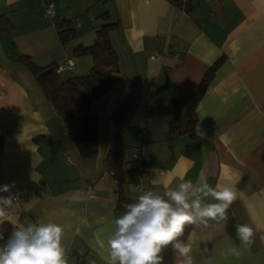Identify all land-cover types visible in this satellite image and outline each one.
Returning <instances> with one entry per match:
<instances>
[{
	"label": "crops",
	"instance_id": "crops-1",
	"mask_svg": "<svg viewBox=\"0 0 264 264\" xmlns=\"http://www.w3.org/2000/svg\"><path fill=\"white\" fill-rule=\"evenodd\" d=\"M1 15L0 186L14 184L20 199L0 223H57L68 264H109L107 239L114 219L138 198L136 184L163 194L165 185L204 176L212 188L242 195L225 221L191 225L183 240L192 245L193 264H264V0H0ZM60 17L74 25L66 45ZM103 23L113 24L118 71L91 103L97 151L83 158L20 57L46 66L67 56L73 67L59 76L84 75L92 58L74 48L91 44ZM210 68L193 129L171 133L174 101L188 99ZM115 140L123 144L120 188L104 166ZM140 147L142 170L131 159ZM237 223L253 228L251 245L236 237ZM233 247L239 255H226ZM176 259L172 249V264Z\"/></svg>",
	"mask_w": 264,
	"mask_h": 264
},
{
	"label": "clouds",
	"instance_id": "clouds-1",
	"mask_svg": "<svg viewBox=\"0 0 264 264\" xmlns=\"http://www.w3.org/2000/svg\"><path fill=\"white\" fill-rule=\"evenodd\" d=\"M13 185L0 186V221L17 199ZM163 194L144 190L136 201L128 203L121 216L114 219V231L107 239L109 264H163L162 250L169 245L177 253L176 264H193L192 245L181 239L185 227L198 221H225L233 201L242 195L230 186L212 188L207 178L199 182L183 180L175 189ZM211 197L215 203H202ZM235 235L240 243H253V228L237 223ZM64 229L54 222L31 223L14 228L0 245V264H68L62 244ZM4 239L0 236V240ZM203 251L207 252V249ZM239 255L237 247L226 255Z\"/></svg>",
	"mask_w": 264,
	"mask_h": 264
},
{
	"label": "trees",
	"instance_id": "trees-1",
	"mask_svg": "<svg viewBox=\"0 0 264 264\" xmlns=\"http://www.w3.org/2000/svg\"><path fill=\"white\" fill-rule=\"evenodd\" d=\"M3 15L0 16V18ZM111 23L101 24L95 32V39L89 45H78L75 54H89L92 65L84 75L62 79L56 72L57 64L46 66L36 65L28 56L20 59L32 71L37 83L50 101L55 112L61 117L64 126L73 140L79 154L83 158L93 156L97 151V114L91 107L93 100L105 94L115 81L118 71V57L111 46L109 30ZM57 29L63 45L75 37L74 25L68 19L62 18L57 22ZM212 68L204 75L197 90L187 99L177 98L174 101L175 120L170 126V132L192 130L195 123V105L207 85ZM131 98L130 94L126 101ZM118 113L116 111L114 114ZM123 144L115 140L104 158L105 170L115 179L117 187L123 182ZM191 225L185 227L184 239ZM13 231V227L5 222L0 223V240L3 245ZM163 264H172V247L169 245L160 254Z\"/></svg>",
	"mask_w": 264,
	"mask_h": 264
},
{
	"label": "built area",
	"instance_id": "built-area-1",
	"mask_svg": "<svg viewBox=\"0 0 264 264\" xmlns=\"http://www.w3.org/2000/svg\"><path fill=\"white\" fill-rule=\"evenodd\" d=\"M46 12L51 17L54 15V9H53L52 4H49L46 7ZM62 18L63 17H60V19H62ZM73 64L74 63H73L72 58L65 56L63 62L60 63V64H57V66L55 68L56 69V72H59L62 69H65V68H72L73 67ZM145 126H146V123L144 122L143 123V126L140 128V130L138 132V135H140L145 130ZM131 159L134 160L138 164V169L139 170H142L143 169L142 149H141V147L131 153ZM135 187L138 189L139 195H141L142 192L145 190L139 183L136 184ZM7 195H9V193H7ZM13 195L17 197L16 200H19L20 199V195H16V194H13Z\"/></svg>",
	"mask_w": 264,
	"mask_h": 264
}]
</instances>
